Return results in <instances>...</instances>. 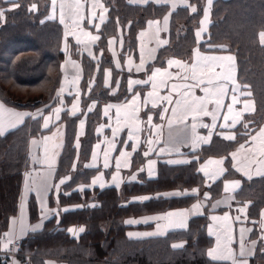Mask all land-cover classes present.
<instances>
[{"label":"trees","instance_id":"obj_1","mask_svg":"<svg viewBox=\"0 0 264 264\" xmlns=\"http://www.w3.org/2000/svg\"><path fill=\"white\" fill-rule=\"evenodd\" d=\"M38 0H0L4 10L0 18V99L11 106L24 109L44 107L47 111L57 101V91L62 81V66L66 57L65 43L79 53V46L72 38L66 39L63 23L58 19H47L50 5L31 10ZM205 0H190V5L175 9L169 4L133 3L130 0H106L109 6L107 20L102 24L98 47L106 50L112 36L122 28L125 49H135L137 35L152 19L168 16L167 42L157 52L152 65L164 66L168 58H186L196 48L211 53L230 50L235 53L237 77L247 85L255 100L253 114L245 115L251 125L264 122V0H214L211 20L203 30ZM170 14V15H169ZM113 71V83L106 85V69ZM114 61L102 57L100 62L90 56L82 58V84L90 85L88 96L82 104L87 109L92 100L94 110L89 113L86 136L80 153L88 160L96 138L94 125L101 116L104 101L126 99L129 92L126 77L119 84ZM81 115L62 114L67 122L66 145L62 153L56 179L60 180L70 171L72 176L61 185L62 191L55 199L50 197L51 213L42 219V209L35 197L30 198L29 213L32 223L43 221L42 226L21 238L18 255H8L2 250V241L17 217L22 195L25 170L28 163V143L32 135L43 133L39 118L28 117L25 122L0 135V264H13L15 259L25 264H42L48 259L68 261L69 264H233L217 261L208 256V249L214 239L208 233V214L191 218L187 229L173 230L164 235L133 239L128 235L129 226L125 219L190 206L197 194L165 195L162 192L180 188H203L206 177L200 170L202 161L209 156H225L228 172L231 170L230 153L246 138L237 134L228 140L216 136L208 145L197 152L195 158L186 163L159 161L158 175L141 181L125 183L121 189L116 186L105 188L89 186L95 170L74 167L77 153L76 135ZM50 129V128H49ZM139 154H136V157ZM135 161V160H134ZM83 186V187H82ZM210 201L222 194L221 180L209 188ZM149 194L144 201H128L132 196ZM235 198L250 202L248 215L254 224L253 233L260 236L259 224L264 210V176L244 180ZM79 208L60 210L68 205ZM70 225H83L85 231L79 236L69 233ZM183 247L173 248V245ZM264 261V250L258 249L250 264Z\"/></svg>","mask_w":264,"mask_h":264},{"label":"rangeland","instance_id":"obj_2","mask_svg":"<svg viewBox=\"0 0 264 264\" xmlns=\"http://www.w3.org/2000/svg\"><path fill=\"white\" fill-rule=\"evenodd\" d=\"M131 1L134 3H147L151 0ZM213 1L211 5H209L208 0L204 2L203 27L201 28L203 30L210 23ZM153 2L168 3L172 8L190 5L191 9L192 7L196 9V6L191 4L190 0H157ZM15 3L17 5V2ZM34 4L36 5V11L44 7L45 4H49L50 10L47 19H58L59 21H61V4L64 5L63 25L67 33L66 39L72 38L78 43L79 53L70 47L69 41H66V57L62 66L61 85L56 94L57 101L46 112L44 107L31 110L16 108L7 105L0 99V104L3 105V108L0 109V128L3 129V132L18 126L27 116H23V121L20 122L16 114L27 113L33 118L43 116L42 125L44 128H46L44 126L45 118L48 119L47 127L54 123L52 129H46L42 135H34L30 138L28 149L29 166L46 165L47 153L49 154L50 149L54 147V143L56 145L59 143V152L61 151L64 141L65 121H60V117L62 111L69 109L72 114H81L76 141L78 149L73 168L75 169V166L83 168V165L98 164L104 169L102 170L103 175L96 180H100L105 185L116 184L121 187L125 181L155 177L159 159H166L169 162H174L173 164L191 161L194 156H192L190 151L197 152L204 142L208 143L211 141L215 132L224 137L228 135L234 137L235 130L228 124V122H231L230 114L233 113L228 111L229 106L231 105L233 110H241V99L246 101L253 100L254 102L252 96L241 95V92L250 90L243 88L244 85L237 80L236 57L235 53L230 50L226 49L218 53L203 51V53L207 57L232 56L234 57V62L226 60H205L202 62L200 59L195 62L193 54H191L186 58L172 56L168 58L165 66L152 65L158 48L167 42L168 20L167 23H165V19L150 20L149 22L152 23L148 22L147 26L138 32L135 49L130 51L125 49L124 31L121 28L117 35L110 38L108 48L102 50L98 47V44L102 24L108 17L109 6L106 4V0H56L54 9L52 0H38ZM77 4L79 5L78 8L76 7ZM173 4L175 7H173ZM11 7H15L13 3ZM205 9L208 10L207 19H205ZM101 15L104 17L103 21L100 20ZM96 25H99L98 29ZM201 29H199L200 38L203 35ZM92 37H98V39L93 40ZM110 41L112 42L111 44ZM85 55L92 57L98 62H100L102 57L112 59L118 68L117 70H120L117 79L118 83L114 84L115 87L118 88L119 84L127 77L128 81L125 89L132 91L131 97L124 101L126 102L124 105L119 101H108L112 103L104 101L101 116L95 123V128L97 127V132L101 137L95 145L93 158L89 161L85 160L81 155L80 147L86 136L89 108L95 109L96 105L95 101L92 100L90 106L84 109L82 104L83 97L88 96L94 82L93 78L90 85L85 87L82 84V58ZM169 61H177L179 64L174 63L170 66ZM194 63L195 68H193ZM232 68H236V74L233 77L235 82L241 86L240 91L236 93L232 91L234 87L232 81L223 78V76H226L225 73H228ZM156 69H159L160 72L154 80H150L149 77L152 76ZM106 81L107 85L113 83V71L110 68L106 69ZM129 81H140L141 83H133L130 86ZM145 81L147 83H144ZM153 84H155V88ZM220 85L225 88L222 97L217 92V87ZM204 89H208L207 94ZM149 93H152V95L150 96ZM233 95L238 98L236 104L232 102ZM218 98L221 100L219 106L216 104ZM201 99H203L205 106L203 110L198 107ZM109 105L112 107H108ZM57 108L60 109L58 114L55 112ZM173 109H175V114ZM205 111H207V115L204 114ZM243 114L242 110L237 120V122L242 123L236 128L238 132H245L248 135L262 126L252 127L251 122H248V120L243 121L245 118ZM149 116L152 117L151 124L148 122ZM213 116L216 117L215 125H213ZM225 116L228 117L227 121L224 119ZM170 120L172 122L171 126H169ZM245 124L248 125L247 128L244 127ZM193 126L195 127L193 128ZM249 137L252 136L249 135ZM242 145L250 150L253 147V141L250 139ZM262 149L261 146L260 150ZM236 151L232 152V158ZM121 153H125V155L121 156ZM137 153L139 156L136 157ZM239 154L233 158L235 161L240 158ZM224 157H209L202 162L201 169L206 174V185L203 188H175L162 192L165 195L195 193L198 195V200L196 199L197 201L194 204L186 208L174 209L163 213L128 217L125 220L126 223L127 221H132L129 224H146L133 228L130 233L133 236L164 234L168 227H180L178 226L180 220H183L185 222L184 227H187L188 217L204 212L205 194H210L208 188L214 183L213 181L224 173ZM117 160L120 162L119 168H117ZM216 161L222 162L216 163ZM106 162L107 167H105ZM262 162L264 164V161ZM74 173L75 171H70L66 176H72ZM261 174H264V169L253 171L247 169L246 172H243V175L248 178ZM67 179L68 177H64L60 180H55V182L58 181L55 186V198L60 191L61 181ZM242 180L243 178L225 179L223 196L213 204L209 203L210 199H208L207 207L211 209L206 213L210 218L209 229H211V232H209L215 238V243L210 250L216 249V259L232 260L233 258L236 264H240L241 259H247L249 264L259 239L249 238L254 228V224L248 215L249 202H240L235 198V191L241 186ZM235 182H239V185L235 186ZM226 185L228 186L227 191L225 190ZM150 196L149 194L132 196L124 199V202L145 200L144 198L147 199ZM193 205H200V207L194 209ZM241 208H244L243 212L240 211ZM168 212L174 214L183 213V216L177 215L179 219L175 222L168 221ZM213 217H216V219H213ZM138 218L141 219L138 220ZM152 222L154 223L149 224ZM241 229L244 230L243 233H241ZM259 229L261 236L264 235V219L262 218ZM134 231L137 234H134ZM242 238L245 245V256L243 258L239 255ZM261 240L264 242V239ZM253 241L256 242L254 247L252 245ZM233 243L236 245V252L233 248ZM229 250H231V255ZM249 251L252 252L251 256L248 255ZM233 253H235V256H233ZM15 262L16 264L22 263L19 260ZM260 264H264V261Z\"/></svg>","mask_w":264,"mask_h":264},{"label":"crops","instance_id":"obj_3","mask_svg":"<svg viewBox=\"0 0 264 264\" xmlns=\"http://www.w3.org/2000/svg\"><path fill=\"white\" fill-rule=\"evenodd\" d=\"M153 1H157V0H151L149 2H153ZM149 2H147V3H149ZM154 3H156V2H154ZM137 4H146V3H137ZM157 4H168V3H157ZM172 9H175V8H172ZM163 45H161V46H163ZM159 48H158V50H159ZM198 49L199 48H196L193 51V53H192L193 54V57H194V61L195 62L197 61L196 53L198 52L199 53L200 60L203 62V61H205V59H203V58L204 57H207V56H206V54L203 53L204 50H202V49H199L198 50ZM158 50H157V52H158ZM209 53H211V52H209ZM156 55H157V53H156ZM155 59H156V57H155ZM153 62H152V64H153ZM166 63H167V61H166ZM108 68H110V67H108ZM236 68H232L228 73H225V74L228 75L230 73L232 76L233 75L235 76V74H236ZM237 80H238V77H237ZM126 81H128L127 77H126ZM128 92H129V95L127 96L126 99L119 100L120 103H123L122 105H124L126 103L124 101L128 100L131 97V95H132V91H128ZM245 101L246 100H244V99H241V101H240L241 102V106H242L241 107V110H238V109L232 110L233 113L230 114L231 122H228V124H229V126L232 129L235 130L234 139H236L238 137L237 136V133H239V135H241V136H244L246 139L244 141L240 142L231 151L230 157H231V163H232V165L230 167L231 170H229V172H228V166H227V163H226V158L224 157V164H225L224 165V168H225L224 173H223V175L221 177H219L218 179H216L215 181H213V182H216L219 179L221 180V184H222V194H220L217 198L211 200L209 203H212L213 204L217 199H219V198H221L223 196V194H224L225 179H227V178H243V180H242V183H243L244 180H252V179H256V178H259V177H263L264 176V174H261L259 176H254V177L248 178V177H245L243 175V172H246L247 169H249V171L262 170V169H264V164L262 162V161H264V154H262V152H264V140H262V138H260V137L258 138L257 137V140L255 142H253V147L250 150L248 148H241V147H239L240 145L244 144L245 142H247V141H249L251 139V137H249V135L250 136H257V134L260 131V129L263 128V126H264V123H262L261 124L262 125L261 127H259L258 129H256V131H254L252 134L250 133L248 135L245 134V132H243V133L238 132V129H236V128L240 124H242V123L241 122H237V120L239 119V116H240L242 110H243V113H244L243 114V117H245V115H247V114L254 113V111H255V110L254 111H245L244 110V103H245ZM251 101L253 102V100H251ZM254 102H255V100H254ZM254 102H253V104H254V108H255V103ZM96 103L97 102L95 101V105H96ZM108 103H112V102H108ZM91 110H94V108H92ZM66 111L68 112V114L70 116L81 115V114H72V113H70L69 109H67V110L62 111L61 117H60V121H63V122L65 121L63 119V117H62V114L64 112H66ZM28 117L29 118L30 117L33 118V116L27 115L25 117L24 121L21 124H19L18 126L12 128L10 130H13V129L21 126ZM233 119H236L235 124H233ZM39 122H41V127H42L43 130H46V129L48 130L49 128L52 129V127L54 126V123H53L49 127L44 128L43 125H42L43 116H40L39 117ZM78 126H79V120H78ZM251 126L252 127H256L255 125H251ZM94 129H95L96 138H95V141H94L93 146H92V149H91V157H90V159L93 158V153H94L95 145L100 140V137H101L100 134L97 132V127L95 128V125H94ZM10 130H8V131H10ZM107 130H109V128H107ZM236 130H237V132H236ZM3 133H6V132H3ZM36 135H42V133L36 134ZM32 136H34V135H32ZM66 136H67V122L65 121L64 141H63L62 149L59 152V143H58V145H56L54 143V147L50 149L49 154L47 153L46 163H45L46 165L29 166V154H28V163H27V167H26V170H25V176H24V183H23V187H22V195H21V199H20L19 212H18L17 217L13 219V220H15V224L12 223V226H11L10 230L8 231V233L9 232H12V237H11L12 240H20L21 238L26 237L31 231H33V228H35V230H37V229H39L42 226L43 221H41V220L40 221H37L35 223H32L31 222L30 213H29L30 198L35 197L37 199V201H38V203H39V205H40V207L42 209V219H45L51 213L52 208L50 206V197H52V195H53V197L55 198V186L57 185V182H58V181L55 182V180H56V173H57V170H58V167H59V164H60V159H61L62 153H63L64 148H65V145H66ZM216 136L221 137V138H225L224 136L220 135L218 132H215L213 134V137H212V139H211L210 142H212L213 139ZM77 137H78V129H77V135H76L75 143L77 141ZM210 142H208V143H205L204 142L203 145H208ZM29 143H30V139H29ZM29 143H28V148L27 149H29V146H30ZM82 143H83V141H82ZM82 143H81V146H82ZM261 146L263 148L262 150H260L261 149ZM76 149H78V146L77 145H76ZM80 149H81V147H80ZM234 151H236L235 152V157L238 155V153H240L239 154L240 158L239 159H236V161L232 158V152H234ZM190 152H194V151H190ZM75 157H76V155H75ZM195 157H196V155H194V158ZM209 157H223V156H209ZM209 157H207V158H209ZM260 157H262V158H260ZM90 159H88L87 161H89ZM74 160H75V158H74ZM159 161H167V162H169L166 159H159ZM159 161H158V163H159ZM158 163H157V175H158ZM169 163H174V162H169ZM83 166L84 167L82 169H92V170H95L94 173H93V175L91 176V179H90V184H89L90 187H92V188H95V187L105 188V187H108V186H113V185H109V184L105 185L100 180H96L98 177H101L103 175L102 170L104 168L102 166H98V164L90 165V166L83 165ZM75 167L77 168V166H75ZM200 170L203 172V170L201 169V165H200ZM203 174L206 177V174L204 172H203ZM155 177H149V178H155ZM68 178H69V176H68ZM144 178H148V177H144ZM143 179H141V180H143ZM141 180L125 181L124 184L125 183H128V182L132 183V182L141 181ZM93 181H95V183H93ZM54 182H55V184H54ZM124 184L122 186H124ZM114 186H116L118 189H121L122 188V186L120 187V186H117L116 184H114ZM239 188L235 191V193L239 190ZM189 189H191V188H189ZM61 191H62V186L60 188V191L58 192L57 197L59 196V194L61 193ZM191 194H195V193H191ZM174 196H178V195H174ZM57 197L55 199H57ZM208 197H209L208 199H210V194L209 193H208ZM208 199H205L204 212L201 213V214H206V212H209V210L211 209L210 207H207V205H208ZM131 201H144V200H131ZM196 201H194V203ZM194 203H192V204H194ZM249 204H250V202H249ZM249 204H248V206H249ZM80 206H81L80 204L79 205L75 204V205L65 206V208L55 207V209H56V212H58V209H60V210L63 211L64 209L65 210H70V209L79 208ZM186 207H189V206H186ZM186 207H181V208H186ZM181 208H174V209H181ZM174 209H169V210L162 211V212H157V213H163V212H167V211L174 210ZM168 213H171V212H168ZM151 214H156V213H151ZM201 214H197V215H193V216L188 217V219H187V227H168V229H166V232L164 234H166V233H168L170 231H173V230L187 229L188 226H189V223H190L191 218L194 217V216L201 215ZM143 215H148V214H143ZM139 216H141V215H139ZM130 217H132V216H130ZM139 219H141V218H138V220ZM168 219H169L168 221L175 222V221H177L179 219V216H177V215L169 216ZM153 223L154 222L149 223V224H153ZM209 223H210V218H209V222H208V233L210 234V232H209V226H210ZM126 224L129 226L128 235L130 233V230H133V228L146 225L145 223H142V224L141 223H134V224L126 223ZM37 225H39L38 228L36 227ZM80 228H83L84 231L86 229L85 226H83V225H70L68 227V230L69 229H76L77 230V233L75 235L72 232H69V233L71 235L77 237L81 233L84 232V231L83 232H79L78 230ZM21 229H23V231H21ZM253 230H254V228L252 229L249 238L250 239H256V238H258L259 241H258L257 246L255 248V252L251 256V258L257 253L259 247H260V249L264 250V242L261 240V233H260V236H259L258 234L253 233ZM133 233L134 234H137L136 231H134ZM164 234H160V235H164ZM160 235H152V236H133V235L130 236L129 235V237H131L133 239H143V238L160 236ZM213 239H214V243H215V238L213 237ZM7 242H8V237H5L3 239V241H2V244H1L3 251L5 250L4 244H6ZM214 243H213V245H214ZM210 248L208 249V252H209ZM233 248L235 249V252H236V245L234 243H233ZM233 256H235V253H233ZM210 258H212V257H210ZM16 260H19V259H15L14 261H16ZM214 260H217V261H229V262L233 263V258H232V260H229V259H214ZM19 261H21V260H19ZM21 262L23 264H25L23 261H21ZM18 264H20V263H18ZM42 264H69V263H68V261H64V260L48 259L45 262H43ZM249 264H250V261H249Z\"/></svg>","mask_w":264,"mask_h":264},{"label":"snow or ice","instance_id":"obj_4","mask_svg":"<svg viewBox=\"0 0 264 264\" xmlns=\"http://www.w3.org/2000/svg\"><path fill=\"white\" fill-rule=\"evenodd\" d=\"M6 2H11V3H13V6H18V5H16L15 0H6ZM211 2H212V0H208L209 5H211ZM55 5H56V0H52V6H53V9L55 8ZM76 7L78 8L79 5L77 4ZM101 7H102V5H101ZM173 7H175L174 4H173ZM63 8H64V5L61 4V22H62V23H63ZM35 9H36V5L33 4V5L31 6V10H35ZM192 11H193V12L196 11L195 7H192ZM169 15H170V14H169ZM207 15H208V10L205 9V19H207ZM3 16H4V10H3V9H0V18H3ZM103 19H104V17H103V15H101V16H100V20L103 21ZM164 19H165V23H167L168 16H165ZM149 23L151 24L152 22H149ZM202 23H203V22H202ZM96 27H97V29H98V28H99V25H96ZM201 31H203V29H201ZM260 35H261V42L264 43V32H262ZM66 36H67V33H66ZM197 37H198V38L200 37V32H199V31L197 32ZM92 39L95 40V39H98V37H92ZM78 42H79V41H78ZM111 43H112V42L110 41V44H111ZM196 56H197V60H199L200 57H199V53H198V52L196 53ZM203 59H205V60H212V61H225V60H226V61H229V62H234V57H232V56H226V57H204ZM142 63H143V61H142ZM174 63L179 64V62H177V61H169V65H170V66H171L172 64H174ZM193 68H195V63L193 64ZM138 70H140V69H138ZM159 72H160V70H159V69H156V71L153 72L152 76L149 77V79H150V80H154V78L156 77V75H157ZM221 75H223V74H221ZM223 78L226 79V80H230V81H232V83H233V85H234L232 91H233L234 93L240 91L241 86L235 82L234 77H233L230 73H229L228 75H226V76H223ZM210 82H211V81H210ZM106 83H107V81H106ZM133 83H141V82H140V81H135V82H133V81H129V85H130V86H131ZM144 83H147V81H145ZM153 87L155 88V84H153ZM243 88L247 89L248 86H247V85H244ZM204 91H205L206 94H207L208 89H204ZM217 92L219 93V96L222 97V96L224 95V92H225V88H224V86H223V85L218 86V87H217ZM149 95L151 96L152 93H149ZM241 95H245V96H247V97H251L252 93H251V91H245V92H241ZM232 102H233V104H236V103L238 102V98H237V96L233 95ZM220 103H221V100L218 98V99L216 100V104H217V106H219ZM108 107H112V106L109 105ZM198 107L200 108V110H203V109H204L205 106H204V104H203V99H201V101L199 102ZM2 108H3V105L0 104V109H2ZM232 110H233V109H232V106L230 105L229 108H228V111L231 113ZM244 110H245V111H254V110H255V108H254V104H253V102H252L251 100H247V101H245V103H244ZM89 111H91V107L89 108ZM105 111H106V113H107V109H106ZM165 111H167V110H165ZM55 112L58 114V113L60 112V109H59V108L55 109ZM173 113L175 114V109H173ZM204 114L207 115V114H208L207 111H205ZM16 115L19 117L20 122H22V121H23V116H25V115H29V114H27V113H23V114H16ZM57 118H58V116H57ZM162 118H163V117H162ZM215 119H216V117L213 116V125H215ZM224 119L227 121V120H228V117L225 116ZM151 120H152V117L149 116V117H148V122H149V124H151ZM235 122H236V119H233V124H235ZM82 123H83V122H82ZM171 123H172V122H171V120H170V121H169V126H171ZM44 126H45V127L48 126V119H47V118H45V125H44ZM225 126H226V125H225ZM157 127H158V126H157ZM194 127H195V126H193V128H194ZM244 127L247 128L248 125L245 124ZM2 134H3V129L0 128V135H2ZM258 136H259L260 138H262V140H264V128H261V129H260V131H259V133L257 134V136H252V137H251V140H252L253 142H255V141L257 140V137H258ZM225 139L232 140V139H234V137L231 136V135H228V136H225ZM33 143H35V141H33ZM149 143H151V141H149ZM241 148H244V145H241ZM146 154H147V153H146ZM262 154H264V152H262ZM124 155H125V153H121V156H124ZM94 158H95V154H94ZM233 158H235V153L233 154ZM221 162H222V161H216V163H221ZM119 163H120L119 160H117V168H119ZM107 166H108V165H107V162H106V163H105V167H107ZM114 179H115V177H114ZM61 183H64V181L62 180ZM93 183H95V181H93ZM238 185H239V182H235V186H238ZM225 190H226V191L228 190V186H227V185L225 186ZM193 191H195V190H193ZM208 198H209V197H208V194L206 193V194H205V199H208ZM144 199H146V198H144ZM199 207H200V205H193V208H194V209L199 208ZM245 207H246V206H245ZM240 211L243 212V211H244V208H241ZM167 215H168V216H173V215H180V216H183V213H177V214H174V213H168ZM261 217H262V219H264V212L261 213ZM213 219H216V217H213ZM237 219H239V217H237ZM131 222H132V221H127V223H131ZM12 223L15 224V220H13ZM178 226H180V227H184V226H185V222H184L183 220H180V221L178 222ZM36 227L38 228L39 225H37ZM21 231H23V229H21ZM33 231H35V228H33ZM68 231H69V232H72L74 235L77 233V230H76V229H69ZM78 231H79V232H83L84 229H83V228H80ZM209 231L211 232V229H209ZM243 231H244V230L241 229V233H243ZM249 231H250V230H249ZM129 235L131 236V235H133V234L129 233ZM145 235H149V234H145ZM5 236L8 237V242H7L6 244H4V248L7 249L8 244L12 243V239H11V237H12V232L5 233ZM261 239H264V235L261 236ZM255 244H256V242L253 241V242H252L253 247L255 246ZM218 246H219V241H218ZM172 247H173V248L183 247V245H175V244H174ZM215 253H216V249H211V250H209L208 255H209L210 257H212L213 259H216L217 257L215 256ZM229 254H230V255L232 254V253H231V250H229ZM239 255H240V257H242V258L245 256V245H244V242H243V238L241 239V243H240V253H239ZM248 255L251 256V255H252V252L249 251ZM13 264H16V262L13 261ZM233 264H236V261H235V260L233 261ZM240 264H248V260H247V259H241Z\"/></svg>","mask_w":264,"mask_h":264},{"label":"built area","instance_id":"obj_5","mask_svg":"<svg viewBox=\"0 0 264 264\" xmlns=\"http://www.w3.org/2000/svg\"><path fill=\"white\" fill-rule=\"evenodd\" d=\"M21 248V241L20 240H12V243H10L7 247V249L4 250V253L8 255H18V250Z\"/></svg>","mask_w":264,"mask_h":264}]
</instances>
